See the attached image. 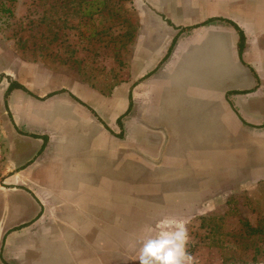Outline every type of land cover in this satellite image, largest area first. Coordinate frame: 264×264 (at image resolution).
<instances>
[{
    "label": "crops",
    "instance_id": "obj_1",
    "mask_svg": "<svg viewBox=\"0 0 264 264\" xmlns=\"http://www.w3.org/2000/svg\"><path fill=\"white\" fill-rule=\"evenodd\" d=\"M139 7L167 38L144 34L145 50L112 85L26 64L16 80L26 90L1 83L0 264H136L162 219L189 221L192 238L232 209L253 217L264 186V3ZM226 20L244 35L241 52Z\"/></svg>",
    "mask_w": 264,
    "mask_h": 264
},
{
    "label": "rangeland",
    "instance_id": "obj_2",
    "mask_svg": "<svg viewBox=\"0 0 264 264\" xmlns=\"http://www.w3.org/2000/svg\"><path fill=\"white\" fill-rule=\"evenodd\" d=\"M146 11L139 0H0V116L6 98L1 83L25 82V64L52 78L61 69L66 81L115 83L147 38H167ZM251 207L252 218L232 209L222 219L200 222L187 251L199 264H264V186L257 187Z\"/></svg>",
    "mask_w": 264,
    "mask_h": 264
},
{
    "label": "clouds",
    "instance_id": "obj_3",
    "mask_svg": "<svg viewBox=\"0 0 264 264\" xmlns=\"http://www.w3.org/2000/svg\"><path fill=\"white\" fill-rule=\"evenodd\" d=\"M188 223L187 220H160L155 234L140 241L136 264H199L198 258L187 251Z\"/></svg>",
    "mask_w": 264,
    "mask_h": 264
},
{
    "label": "trees",
    "instance_id": "obj_4",
    "mask_svg": "<svg viewBox=\"0 0 264 264\" xmlns=\"http://www.w3.org/2000/svg\"><path fill=\"white\" fill-rule=\"evenodd\" d=\"M217 18H208V19H206V20H204L203 22H201V23H199L198 25H204V24H208V23H211L212 21H214V20H216ZM221 19V18H220ZM226 21H228L229 23H231L235 28H237L238 29V32H239V52H241V50H242V43H243V41H244V35H243V33H242V31L238 28V26H236L233 22H231V21H229V20H226ZM191 27H187V28H185V29H190ZM176 40V38H174L173 39V43H174V41ZM172 46V45H171ZM13 88H19V89H22V90H26L25 89V87L22 85V84H20V83H18V82H16V81H13V82H10L9 83V86H8V88H7V92L8 91H10L11 89H13Z\"/></svg>",
    "mask_w": 264,
    "mask_h": 264
},
{
    "label": "built area",
    "instance_id": "obj_5",
    "mask_svg": "<svg viewBox=\"0 0 264 264\" xmlns=\"http://www.w3.org/2000/svg\"><path fill=\"white\" fill-rule=\"evenodd\" d=\"M4 150H3V146H2V143L0 141V169H1V166L3 164V161H4Z\"/></svg>",
    "mask_w": 264,
    "mask_h": 264
}]
</instances>
